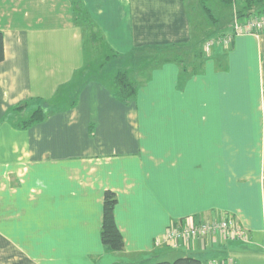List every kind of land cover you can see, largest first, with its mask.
<instances>
[{"label":"crops","instance_id":"crops-1","mask_svg":"<svg viewBox=\"0 0 264 264\" xmlns=\"http://www.w3.org/2000/svg\"><path fill=\"white\" fill-rule=\"evenodd\" d=\"M77 1L0 0V264H264V32H232L264 2ZM78 17L107 51L94 73ZM122 69L138 84L128 104L112 89ZM106 192L118 251L101 239ZM223 215L244 240L160 241Z\"/></svg>","mask_w":264,"mask_h":264},{"label":"trees","instance_id":"trees-1","mask_svg":"<svg viewBox=\"0 0 264 264\" xmlns=\"http://www.w3.org/2000/svg\"><path fill=\"white\" fill-rule=\"evenodd\" d=\"M204 1V0H201ZM228 1V0H223ZM247 6H253L255 4L264 2V0H245ZM75 5H78L77 0H73ZM79 15V14H78ZM241 17V16H240ZM77 21L81 25L86 26V39L84 41V47L87 46L88 42L94 41L93 37L96 36L94 33V28L89 21L88 18L81 19L78 17ZM87 29L90 31L87 32ZM93 29V30H92ZM96 32V31H95ZM97 37H100L102 41V37L99 35L98 32ZM4 52H3V36L0 32V61L3 60ZM101 63L97 70L102 66ZM92 69V68H89ZM96 70V71H97ZM112 89L116 97H118L123 103L128 104L130 103L136 95L137 86L138 84L133 78V74L128 73L126 70H118L112 77ZM44 118V114L42 109H36L31 116L27 120L21 121L20 127L24 128L33 123L39 122ZM116 199L115 195L112 192H106L104 195V202H103V221H102V230H101V239L102 243L110 250H121L124 246L122 236L116 228L114 217H113V208L115 205ZM154 264H200V261L196 258L192 257H182L178 258L173 262H156Z\"/></svg>","mask_w":264,"mask_h":264},{"label":"built area","instance_id":"built-area-1","mask_svg":"<svg viewBox=\"0 0 264 264\" xmlns=\"http://www.w3.org/2000/svg\"><path fill=\"white\" fill-rule=\"evenodd\" d=\"M233 35L251 34L258 36L264 32V13L251 15L246 18L234 17L232 24ZM233 35L228 36L229 40ZM210 234H218L232 239H245L246 233L234 217L223 215L213 221H197L187 219L185 222H176L166 228L160 241L172 243L173 246L188 245L196 239H202ZM159 243V241L157 242Z\"/></svg>","mask_w":264,"mask_h":264},{"label":"rangeland","instance_id":"rangeland-1","mask_svg":"<svg viewBox=\"0 0 264 264\" xmlns=\"http://www.w3.org/2000/svg\"><path fill=\"white\" fill-rule=\"evenodd\" d=\"M212 8H213V6H212ZM212 13H214V12H212ZM231 21H232L231 18L226 19V23L231 22ZM86 26L87 25H85V24L83 25L84 28ZM89 31H90V29L89 30L87 29V32H89ZM80 32H81V29H80ZM94 33L96 35V36L93 37L94 41L88 42V44L86 46L85 55H84V52H83V55L85 57L82 58V59H85L86 63L90 62L91 65H89L88 68H92L93 73L97 70V67L105 60V53H107L103 42L100 40V37H97V33L95 31H94ZM102 70H103L104 74L105 73H109L110 72V67L105 65V68L104 69L102 68ZM102 70H100V71H102ZM63 96H60V98L58 100L61 99V101H64Z\"/></svg>","mask_w":264,"mask_h":264}]
</instances>
